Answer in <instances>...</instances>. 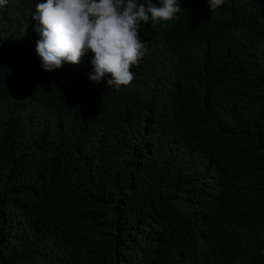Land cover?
Returning a JSON list of instances; mask_svg holds the SVG:
<instances>
[{
  "label": "trees",
  "instance_id": "trees-1",
  "mask_svg": "<svg viewBox=\"0 0 264 264\" xmlns=\"http://www.w3.org/2000/svg\"><path fill=\"white\" fill-rule=\"evenodd\" d=\"M40 2L0 8V264H264V0H177L119 91L40 67Z\"/></svg>",
  "mask_w": 264,
  "mask_h": 264
},
{
  "label": "clouds",
  "instance_id": "clouds-1",
  "mask_svg": "<svg viewBox=\"0 0 264 264\" xmlns=\"http://www.w3.org/2000/svg\"><path fill=\"white\" fill-rule=\"evenodd\" d=\"M225 2L207 0L211 12ZM7 3L0 0V8ZM179 10L177 0H159V6L137 0H42L31 15L40 67L50 72L75 65L90 52L88 79L99 83L107 76L106 87L119 91L133 81L131 68L145 54L141 25L170 21Z\"/></svg>",
  "mask_w": 264,
  "mask_h": 264
}]
</instances>
